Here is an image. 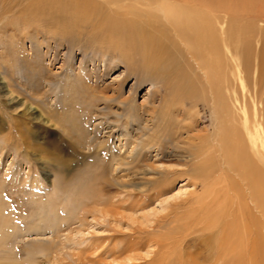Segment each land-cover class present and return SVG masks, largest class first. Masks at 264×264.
I'll list each match as a JSON object with an SVG mask.
<instances>
[{
  "label": "rangeland",
  "instance_id": "1",
  "mask_svg": "<svg viewBox=\"0 0 264 264\" xmlns=\"http://www.w3.org/2000/svg\"><path fill=\"white\" fill-rule=\"evenodd\" d=\"M44 1L0 0V264H122L128 255L153 251L152 258L164 235L176 237L178 252L174 228L190 210L161 201L181 189L188 199L201 194L190 175L174 174L186 166L173 164L216 124L191 48L161 36L155 55L162 66L152 81L139 70L140 56L127 54L125 38L111 63L87 48L85 35L53 38L58 29L49 27L54 15ZM253 61L237 96L250 121L264 125V78ZM111 88L115 98L132 100L131 115L128 105L110 108ZM221 99L234 114L225 92ZM29 106L35 110L26 112ZM161 163L172 172L166 181ZM146 166L158 172L140 173ZM82 237V245L72 241ZM179 260L171 254L169 264Z\"/></svg>",
  "mask_w": 264,
  "mask_h": 264
},
{
  "label": "bare ground",
  "instance_id": "2",
  "mask_svg": "<svg viewBox=\"0 0 264 264\" xmlns=\"http://www.w3.org/2000/svg\"><path fill=\"white\" fill-rule=\"evenodd\" d=\"M36 2L39 4L41 0ZM44 2L49 3V13L54 15L49 27L58 29L51 35L53 38L62 40L74 32L85 35L89 41L87 48H96L93 54L106 55L110 63L114 62L116 52L123 50L125 38L128 41L127 54L140 56L139 70L149 75L152 81L153 68L156 70L162 66L155 55L161 45L159 38L166 36L179 40L180 44L191 48L197 82L208 87L207 97L216 120L214 130L206 140L189 143L180 152L179 160L184 162L173 164L186 166L174 174L190 175L192 185L201 186L202 192L188 199L185 198L187 191L181 189L161 201L171 209H188L190 213L182 219L183 224L174 228L178 234L175 242L178 252L172 250L176 237L164 235L163 246L156 244L161 246L159 252L152 258L153 251L146 254L151 263L169 264L170 255L179 254L180 264L182 260V264H264V125L257 123L259 121L255 118L250 121L248 103L239 99L236 90L238 85L245 88L243 73L253 72V60L257 61L260 69L257 72L262 75L256 74L257 79L264 78V0ZM86 85L87 93L96 98L90 85ZM111 90L115 96L107 98L112 100L110 108L116 105L119 110L120 104L128 105L127 114L131 115V110L135 109L132 100L117 99L118 90ZM224 92L231 101L234 114L229 113L228 106L221 102ZM106 108L110 110L108 106ZM34 110L29 106L26 112ZM44 121L53 122L51 119ZM161 164V175L166 181L172 172L169 166ZM146 167L141 168L140 173L158 172L155 166ZM135 181L128 183L136 184ZM118 182L121 186L127 184L123 180ZM99 216L104 217V213L100 212ZM78 233L84 234L81 230ZM85 240L83 237L77 241L72 239L77 245H82ZM59 253L60 250L55 251V254ZM138 256L128 255L122 264L146 259Z\"/></svg>",
  "mask_w": 264,
  "mask_h": 264
}]
</instances>
